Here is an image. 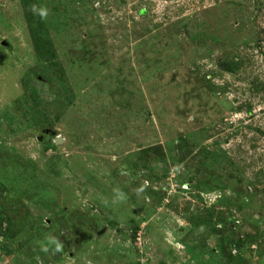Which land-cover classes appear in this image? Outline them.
Listing matches in <instances>:
<instances>
[{
  "label": "rangeland",
  "instance_id": "1",
  "mask_svg": "<svg viewBox=\"0 0 264 264\" xmlns=\"http://www.w3.org/2000/svg\"><path fill=\"white\" fill-rule=\"evenodd\" d=\"M0 264H264V0H0Z\"/></svg>",
  "mask_w": 264,
  "mask_h": 264
},
{
  "label": "clouds",
  "instance_id": "2",
  "mask_svg": "<svg viewBox=\"0 0 264 264\" xmlns=\"http://www.w3.org/2000/svg\"><path fill=\"white\" fill-rule=\"evenodd\" d=\"M33 12L34 13H37L38 15H40L41 16V18H45L46 16H47V10L46 9H38V8H36L35 6H33ZM121 197H123V193H120L119 194ZM51 243H56V248H57V250H59V248H60V244L59 243H57L56 241H54V240H52V241H50ZM45 251H47V249L45 248L44 249Z\"/></svg>",
  "mask_w": 264,
  "mask_h": 264
},
{
  "label": "trees",
  "instance_id": "3",
  "mask_svg": "<svg viewBox=\"0 0 264 264\" xmlns=\"http://www.w3.org/2000/svg\"><path fill=\"white\" fill-rule=\"evenodd\" d=\"M222 67H224L223 65H221ZM227 67V66H226ZM226 67H224L225 69H226ZM227 68H229V67H227ZM230 69V68H229Z\"/></svg>",
  "mask_w": 264,
  "mask_h": 264
},
{
  "label": "water",
  "instance_id": "4",
  "mask_svg": "<svg viewBox=\"0 0 264 264\" xmlns=\"http://www.w3.org/2000/svg\"><path fill=\"white\" fill-rule=\"evenodd\" d=\"M55 141H57L56 138H55Z\"/></svg>",
  "mask_w": 264,
  "mask_h": 264
}]
</instances>
